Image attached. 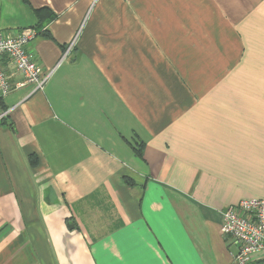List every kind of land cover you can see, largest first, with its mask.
Segmentation results:
<instances>
[{
    "label": "crops",
    "instance_id": "obj_1",
    "mask_svg": "<svg viewBox=\"0 0 264 264\" xmlns=\"http://www.w3.org/2000/svg\"><path fill=\"white\" fill-rule=\"evenodd\" d=\"M41 10L53 75L0 98V264H236L221 213L264 198V0H0V33Z\"/></svg>",
    "mask_w": 264,
    "mask_h": 264
},
{
    "label": "built area",
    "instance_id": "obj_2",
    "mask_svg": "<svg viewBox=\"0 0 264 264\" xmlns=\"http://www.w3.org/2000/svg\"><path fill=\"white\" fill-rule=\"evenodd\" d=\"M36 37L34 29L0 33V98L26 86L33 87L32 93L42 91L52 77L54 70L43 68L27 48ZM76 41L77 36L72 47ZM12 76L20 80L13 82ZM221 214L222 235L238 247L236 264H264V198L244 199Z\"/></svg>",
    "mask_w": 264,
    "mask_h": 264
},
{
    "label": "trees",
    "instance_id": "obj_3",
    "mask_svg": "<svg viewBox=\"0 0 264 264\" xmlns=\"http://www.w3.org/2000/svg\"><path fill=\"white\" fill-rule=\"evenodd\" d=\"M36 15L38 16V20H39L37 26V35L49 37L48 31L44 30V28L54 18V14L51 13L48 17H45L44 15H42V10H41V11H36Z\"/></svg>",
    "mask_w": 264,
    "mask_h": 264
}]
</instances>
